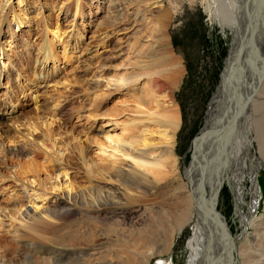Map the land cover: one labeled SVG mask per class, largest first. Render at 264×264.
<instances>
[{"label": "rangeland", "instance_id": "obj_1", "mask_svg": "<svg viewBox=\"0 0 264 264\" xmlns=\"http://www.w3.org/2000/svg\"><path fill=\"white\" fill-rule=\"evenodd\" d=\"M11 3L12 10L29 19L31 30L33 29L32 35L28 36L31 45L36 48L41 46L46 36L54 56L53 60H47V66L42 70L44 74L49 71L47 80L42 81L37 76V63L34 64L36 50L32 48L30 56H23L24 58L19 61L14 52H22V46L9 45L7 35L0 38L7 52L18 61L17 66L22 70L20 81L23 80L21 82L25 83L26 87L25 96L23 93L17 98L14 94L10 95L14 108L11 111L8 107L4 119H1L0 132L3 133V140L5 142L18 138L24 140V136L20 138L22 134L19 132L17 134L12 127L19 128L23 134L28 129L36 133L47 129L48 138L45 142L58 146L65 154L62 161L66 159L67 165L64 170L67 174L62 175L55 169L59 165L52 161L44 162L42 152L37 146L28 144L31 156L28 154V158L26 156L25 159L33 157L35 165H39L37 177L43 187H50L59 181L60 188H55L57 194L66 183L72 189L89 188L96 183L99 177L97 168L89 161L85 163L81 152L87 159L91 156L96 159L97 150L94 148L96 144L91 140L92 137L101 135L98 129L106 117H100V114L111 113V110L112 112L126 110L116 115L125 121L127 115H131L134 92L131 87L129 90L113 91L102 99V102L97 103V98L94 99L85 85L87 78L97 77V72L113 78L127 71L128 66L134 62L133 65H139L136 67L137 70H141L147 63L156 67L163 63L165 68L170 70L172 62L177 61L179 74L177 73L176 83L173 81L163 92L173 101L177 127L173 132L171 150L156 132L146 138L145 142L148 145L155 143L157 146L160 145L150 150L151 155L162 163V171L156 180H145L142 185L134 187L131 177L125 174L115 177L117 181H113L114 186L122 187L125 192L120 190L115 194L117 205L109 209L105 218L104 214L100 215L106 225L91 220L84 221L86 218L84 210L75 208L60 220H51L53 224L21 229L17 234L18 240H14L11 234L0 232L1 264H98L99 261L110 258V255L116 264H187L192 249L195 220L192 217L178 231L172 224L170 214L175 210L180 211L183 208L180 209L183 206L182 200L185 199L186 202L189 198L191 176L189 173L202 146L198 148L201 137L196 140L205 120L208 105L217 90L224 97L223 92L228 88L222 82L229 54L230 27L211 21L201 0H82L80 11L75 17L74 0H12ZM39 7L40 12L37 14L34 9ZM1 13L2 10L0 20ZM11 18L10 12L7 20ZM25 25L21 24L20 29ZM37 26L39 29L43 28L44 36L41 32H34L38 29ZM55 29L58 38L52 37ZM13 30L16 33L19 31L14 23ZM73 32L74 38L78 37L75 49L71 48L70 40ZM66 34L70 35V38L68 45L64 47L63 40H67ZM162 35L167 41L169 55L173 57L171 60L164 52ZM167 73L170 71L163 75L169 76ZM164 76L161 79L164 80ZM10 88V82H7L6 78H1L0 99H8L10 93L6 95L5 92ZM227 105L228 99L224 97L216 107L213 116L215 122L223 116ZM214 110L215 105L211 107V111ZM86 114H89L90 118L86 119ZM40 116L46 117L43 120L49 119L45 123L46 126H41L38 118ZM36 121L38 123L31 124ZM151 127L157 128L154 124ZM134 135L137 133L131 131L130 136ZM257 146L255 142L256 151ZM25 161L21 159L20 162ZM8 163V166L0 167L2 174H9V166L16 164V161L11 159ZM41 164L47 167V171L42 170ZM22 165L23 167H13L20 179L29 176L30 170L34 168L28 161ZM257 179L262 198L254 211L255 217L264 214V162L259 168ZM12 182L11 178L0 177V186L11 185ZM245 185L243 210L247 212V202L250 200L248 187L250 182L247 178ZM9 190L0 188L2 216L12 214L11 202L15 199L12 197V190ZM87 193L95 198V190ZM18 196L22 197L20 193ZM179 200L181 205L176 208L175 203ZM26 201L25 197L20 202L24 204ZM30 203L27 207H30ZM34 203H37L36 207L39 210L45 205V200L36 198ZM215 212L217 215L222 214L224 226H228L231 233H240L242 229L240 221L234 216L233 194L227 185H224L219 193ZM108 225L116 228L117 233L105 235V226ZM224 226L220 225V229ZM243 233L236 241L237 246L234 250L235 257L240 262L238 264H245L239 254V247L242 244H247V249L255 250L258 255L263 253L257 251L260 237L256 235L255 228L247 225ZM161 234L169 239L166 249L163 250L158 247L157 240ZM30 241L34 243L33 248L26 243ZM53 247L59 251L53 253L51 251ZM26 248L33 250V253L25 255ZM262 257L264 259V255Z\"/></svg>", "mask_w": 264, "mask_h": 264}, {"label": "bare ground", "instance_id": "obj_2", "mask_svg": "<svg viewBox=\"0 0 264 264\" xmlns=\"http://www.w3.org/2000/svg\"><path fill=\"white\" fill-rule=\"evenodd\" d=\"M11 2L12 0H2V3H0V10H2L0 38L7 35L9 45L22 46L23 51H20L21 53L14 52L16 54L14 56H18L19 61L26 56L29 57L32 48L36 50L34 64L37 63V76L42 81H46L49 71L44 74L42 70L47 66V60L54 59L49 40L44 36L43 28L39 29L37 26L38 29L34 32L43 33V44L37 48L32 46L28 40L29 34L33 31L29 19L12 10ZM81 3L82 0H74V17L80 11ZM201 3L211 21H217L219 24L229 26L231 29L229 54L225 65L226 73L222 82L225 87H228L223 92L226 100L228 99V105L223 116L202 133L198 148L202 146L198 150L197 157L189 173L191 175L189 180L190 191L188 190L189 198L186 199V202L185 199H181L182 202L177 201L175 207H179L181 202L183 206L180 209L183 208L179 209L180 211H172L170 216L173 220L172 224L177 227L178 231L192 217L195 220L192 233V249L187 264L240 263L234 254L237 244H232L224 228L220 229L218 223L223 221V216L222 214L217 215L215 212L219 193L224 185H227L233 194L234 216L239 219L240 228L244 233L247 225L255 228L256 235L260 237L257 251L263 252L258 255L255 250H248L247 244H242L239 247V254L242 256L241 261L245 264H264L262 257L264 255V214L258 217L254 216V211L259 206L262 198L257 175L264 162V0H201ZM34 10L39 14L40 7ZM10 12L12 18L7 20ZM13 23L19 28L18 33L13 30ZM21 24L26 25L20 29ZM45 33H47V30H45ZM72 34L73 36L70 39L72 40L71 48L75 49L78 37L74 38V32ZM66 36L67 40H63L64 47H66V44L68 45L67 42L70 38V35L66 34ZM52 37H59L56 29L52 32ZM161 39L163 40L164 52L171 60L173 57L169 55L167 50L165 36L162 35ZM1 42L0 82L1 78H6V81L10 82L11 88L5 92L6 95L10 93L8 99H0V122L1 119H4L8 107L13 111L14 105L11 102L10 95L14 94L15 98L20 93L26 95L24 92L25 83L21 82L23 80L20 81L21 67L17 66L16 62L18 61H15L16 58L14 59V56L7 52V49L4 48V42ZM38 54L39 59H37ZM130 55L127 56L130 57ZM133 64L127 65L129 69H126L127 71L120 73L117 77L111 78L102 75V72H97V77L91 76L87 79L84 77L87 81V84H85L86 89L93 94L94 99L97 98V103L102 102L101 100L108 97L113 91L129 90V87L134 90L132 94L133 110L130 116L127 115L126 121L116 117V115L126 110H120V112H112L111 110V113L103 112L104 114H100V117H106L98 129L101 135L92 137L91 140L92 143L96 144L94 147L97 150L96 159L92 156L87 159L81 152L83 161L85 163L89 161L97 168L99 177L91 187L72 189L66 183L65 187L55 194V188H60L59 181L57 184L53 183L50 187L42 186L40 179L37 177V172L40 170L39 165H35L33 157L27 160L28 154H31L28 144L37 146L42 152L44 162L52 161L54 164L59 165V167H55L60 171L59 174H67L64 170L67 165L66 159L62 161L63 156H65L64 151L58 146L49 145L45 142L48 138L47 129L39 130L38 133L31 132L32 130L28 129L23 134L19 128L12 127L17 134L18 132L20 135L22 134L19 136L20 138L24 136V140L18 138V140H8L7 142L3 140V133L0 132V167L8 166V160L13 159L16 161V164L9 166V174L0 172V177L13 180L11 185L7 184L0 186V188L12 190V197L15 199L11 202L12 214L0 215V232L11 234L14 240H18L17 234L21 229L53 224L51 220H60L75 208L84 210L86 214L84 221L91 220L103 224L106 213L114 205H117L115 194L120 190L124 191L122 187L114 186V182L117 181L116 176L120 177L125 174L131 177L134 187L138 184L142 185L145 180L157 179L162 171V163L151 155L150 150L160 145L157 146L156 143L148 145L145 141L147 136L156 132L168 149H172L173 132L177 127V117L172 107L173 101L163 92L166 86L177 80L179 64L177 61H173L170 70H167L163 63L159 67L147 63L143 68L140 67L141 70L136 69L139 65ZM102 70L100 69V71ZM167 71H170V73H167L170 75L165 77L163 74ZM163 76L165 81L161 79ZM31 93L27 92V94ZM222 96L217 90L209 103V119L213 118L216 107L224 100ZM213 105H215V110L211 111ZM85 116L86 119L90 118L89 114ZM38 118L42 124L41 126L47 125L45 123L49 119L43 120L46 119L44 116ZM36 123L38 121L31 124ZM152 124L157 128H152ZM131 131L136 132L137 135L130 136ZM255 142L258 144L257 151L254 148ZM21 159L26 161L20 162ZM27 161L32 163L34 168L30 170L31 174L29 176L20 179L13 167H23L22 163H27ZM41 168L47 171V167L42 164ZM245 178L250 182L248 186L250 200L247 202V212L243 210ZM1 182L3 183V181ZM90 190H95V198L91 196L92 194L87 193ZM18 193L22 195L21 198ZM25 197L27 201L23 204L20 201ZM36 198H40L42 201L45 200V205L39 210L36 207L37 203H34ZM193 198H195L196 204L193 202ZM29 202H31V205L27 207ZM102 214H104L103 218L100 216ZM104 224L106 225V223ZM172 231H174L173 228ZM104 233L105 235H111L117 233V230L108 225L105 226ZM157 240L159 241L158 247L160 246L162 250L166 249L169 239L167 240L164 234H161ZM26 243L31 246L34 244L33 241ZM57 250L53 247L51 251L54 253ZM25 252V255L28 256L33 253V250L26 248ZM109 257L99 261L98 264H116L111 255Z\"/></svg>", "mask_w": 264, "mask_h": 264}, {"label": "water", "instance_id": "obj_3", "mask_svg": "<svg viewBox=\"0 0 264 264\" xmlns=\"http://www.w3.org/2000/svg\"><path fill=\"white\" fill-rule=\"evenodd\" d=\"M224 62H225V58H224ZM225 70V66L223 65V71ZM215 118H210L209 119V109L207 110V112H206V117H205V120H204V122H203V125H202V127L200 128V130H199V132H198V136H197V140L196 141H198V139H200V137L202 136V133H204L205 132V130L206 129H208L209 127H211V126H213L214 125V123H215V120H214ZM208 121V122H207ZM206 125H208L207 127H206ZM206 134H208V133H206ZM195 146V145H194ZM194 148V147H193ZM193 148H192V150H191V154H190V161H191V159H192V151H193ZM182 168H184V165H182ZM193 202L196 204V201H195V198H193ZM219 225H225V222L224 221H221V223H218ZM224 230L226 231V234H227V236L229 237V239L231 240V242H232V244L234 243H236L235 242V240H239V237L242 235V233H243V231H242V229L240 230V234L238 235L237 233H231V231H230V229H229V227L227 226H224Z\"/></svg>", "mask_w": 264, "mask_h": 264}]
</instances>
